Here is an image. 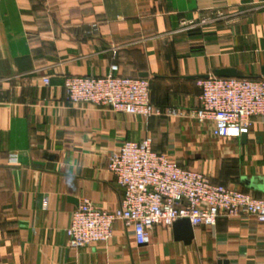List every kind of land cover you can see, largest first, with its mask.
Listing matches in <instances>:
<instances>
[{
    "label": "crops",
    "instance_id": "0c3cea01",
    "mask_svg": "<svg viewBox=\"0 0 264 264\" xmlns=\"http://www.w3.org/2000/svg\"><path fill=\"white\" fill-rule=\"evenodd\" d=\"M216 9L228 21L181 26ZM113 64L119 75L147 74L155 106L195 109L201 87L188 76L236 67L262 78L264 0H0V264H264V223L245 213L193 226L190 243L173 226H155L138 244L116 221L109 242L69 246L66 229L83 201L120 206L107 164L126 140L152 136L181 165L264 198L263 117L243 141L189 116L68 100L67 77L103 76Z\"/></svg>",
    "mask_w": 264,
    "mask_h": 264
},
{
    "label": "built area",
    "instance_id": "2783aa9c",
    "mask_svg": "<svg viewBox=\"0 0 264 264\" xmlns=\"http://www.w3.org/2000/svg\"><path fill=\"white\" fill-rule=\"evenodd\" d=\"M215 12H201L181 26L196 29L215 22ZM218 15H222L218 11ZM93 30L97 25L93 24ZM113 64L103 76H69L64 87L68 100L109 107L115 111L151 117L189 116L211 123L217 137L248 134L257 117L264 118V78L217 77L198 79L200 106L192 110L162 108L151 101V80L123 76ZM44 84L50 78L43 77ZM16 157L11 156V160ZM108 169L123 192L121 204L114 210H101L88 200L72 213L66 229L68 244L78 249L94 242H109L114 224L122 221L133 229L138 244L151 241L155 226L171 227L188 218L194 227L215 226L221 216L245 213L264 223V198L242 189L214 183L210 176L181 165L169 154L154 149L152 136L126 140L108 158Z\"/></svg>",
    "mask_w": 264,
    "mask_h": 264
},
{
    "label": "water",
    "instance_id": "95a60500",
    "mask_svg": "<svg viewBox=\"0 0 264 264\" xmlns=\"http://www.w3.org/2000/svg\"><path fill=\"white\" fill-rule=\"evenodd\" d=\"M215 75L217 77H237V78H244L249 77L244 74L243 71L239 70L236 67H226V68H216L211 73L198 75V76H188L190 79H202V78H209L210 75ZM147 74H144L143 77H147ZM264 78V66H262V76ZM242 140L245 141L247 134L244 133L241 135ZM173 229L175 236L185 240V242L190 243L194 239V228L188 218H183L177 220L173 224ZM218 264H228V262L223 261L219 262Z\"/></svg>",
    "mask_w": 264,
    "mask_h": 264
},
{
    "label": "rangeland",
    "instance_id": "374dc122",
    "mask_svg": "<svg viewBox=\"0 0 264 264\" xmlns=\"http://www.w3.org/2000/svg\"><path fill=\"white\" fill-rule=\"evenodd\" d=\"M213 12H215V13H217V14H215V22L214 23H218V22H220V21H228V17H227V14H226V12H224L222 9H216V10H212ZM218 11L222 14V15H218ZM213 23V24H214Z\"/></svg>",
    "mask_w": 264,
    "mask_h": 264
}]
</instances>
